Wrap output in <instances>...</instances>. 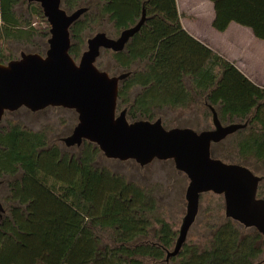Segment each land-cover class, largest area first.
<instances>
[{
    "label": "trees",
    "instance_id": "16d2710c",
    "mask_svg": "<svg viewBox=\"0 0 264 264\" xmlns=\"http://www.w3.org/2000/svg\"><path fill=\"white\" fill-rule=\"evenodd\" d=\"M21 1L28 18L18 11ZM211 1L217 30L236 22L264 40V0ZM61 4L68 13L88 8L70 28V54L76 61L88 38L105 32L104 21L120 33L135 25L145 9V23L124 49L103 51L110 54L118 75L130 74L120 83L117 111L127 109L131 122L154 121L166 110L202 106L210 116L215 109L223 125L247 123L213 143L211 155L264 177V86L189 33L177 0ZM30 17L46 26L36 27ZM47 22L38 3L0 0V62L16 59L4 47L7 42L32 45L38 37L48 42ZM96 65L111 74L103 64ZM2 122L0 187L7 188L10 205L0 215V264H264L262 235L219 215L207 223L210 236L203 244L185 243L180 254L167 261L179 230L158 213L152 188L98 165L102 152L94 143L85 141L78 154H71L47 129L10 121L3 127ZM258 197L264 198V180Z\"/></svg>",
    "mask_w": 264,
    "mask_h": 264
},
{
    "label": "water",
    "instance_id": "95a60500",
    "mask_svg": "<svg viewBox=\"0 0 264 264\" xmlns=\"http://www.w3.org/2000/svg\"><path fill=\"white\" fill-rule=\"evenodd\" d=\"M38 3L50 29L44 54L21 52L20 57L0 62V122L6 112L25 107L36 112L46 107L75 110L78 123L62 139L67 147H80L85 141L96 144L109 159L134 160L146 166L154 160H173L189 179L187 210L174 248L166 260L180 254L200 209L201 196L213 192L224 197L225 216L245 227L255 228L264 245V198L258 197L263 176L248 167L225 162L211 155L218 143L247 123L223 125L212 108L213 128L196 131L189 127H164L162 119L129 121L127 109L117 112L120 83L128 72L111 76L96 65L102 50L118 52L141 29L139 21L120 32L117 38L98 32L88 38L79 61L70 54V28L86 11L82 7L68 13L61 0H28ZM4 211L0 201V215Z\"/></svg>",
    "mask_w": 264,
    "mask_h": 264
},
{
    "label": "rangeland",
    "instance_id": "374dc122",
    "mask_svg": "<svg viewBox=\"0 0 264 264\" xmlns=\"http://www.w3.org/2000/svg\"><path fill=\"white\" fill-rule=\"evenodd\" d=\"M180 8V10H186L185 1H182L181 4L180 0ZM18 11L23 17L28 18L26 3L24 1L19 2ZM30 18L36 27L46 26L40 18ZM184 23H186V20H184ZM47 25L49 26L48 22ZM104 29L107 35L112 38H117L120 35V33L115 30L113 23L108 20L104 21ZM0 44H2L1 40ZM4 47L8 49L14 57L18 58L22 51L28 53L41 51L45 53L48 48V42L38 37L37 44L22 45L7 42L4 44ZM103 51L104 50H102L101 55L97 59V63L99 62L103 64L104 68L109 69L111 76L118 75L120 72L115 69L114 61L110 58V54H106ZM204 110L202 106L191 107L185 110H166L162 112L163 118L161 119L163 125L168 126L169 129L174 127H189L200 132L203 131L202 129L205 127H209L210 129L213 128L212 116L206 115ZM120 111L121 110H119L118 113H120ZM9 121L14 123L19 122L33 130L47 129L50 138L61 145L67 152L71 154H78L80 152L77 146L67 147L62 141L64 137L72 133L74 127L78 123V114L75 110L64 107H46L42 110L33 112L25 107H21L15 111L8 112L3 117L2 126H8ZM97 163L100 166L107 167L116 173L122 174L129 181L152 188L153 195L157 202L158 213L168 222L173 223L175 228L179 230L187 210L186 190L189 179L185 173L175 167L173 160L156 159L150 164L142 167L134 160L121 161L118 159H109L101 153L97 158ZM7 191L6 187H0V201L3 204V212H5V209L7 210L10 205V202L6 200ZM199 214L200 215H198L196 219L197 222L190 228L186 240L187 244L201 245L209 238L210 231L207 223L211 224L216 222L215 217L217 215L225 216L224 197L213 192L204 193L200 202ZM154 226L157 227L156 223ZM261 243L264 250L263 238L261 239ZM173 248L174 245L171 250ZM173 264H175V262H173Z\"/></svg>",
    "mask_w": 264,
    "mask_h": 264
},
{
    "label": "crops",
    "instance_id": "0c3cea01",
    "mask_svg": "<svg viewBox=\"0 0 264 264\" xmlns=\"http://www.w3.org/2000/svg\"><path fill=\"white\" fill-rule=\"evenodd\" d=\"M182 1L186 2V10H180V0L177 3L182 23L189 33L234 61L254 83L264 86V40L250 27L236 22L230 23L225 31L217 30L215 4L211 0H181V4Z\"/></svg>",
    "mask_w": 264,
    "mask_h": 264
},
{
    "label": "flooded vegetation",
    "instance_id": "af4514ba",
    "mask_svg": "<svg viewBox=\"0 0 264 264\" xmlns=\"http://www.w3.org/2000/svg\"><path fill=\"white\" fill-rule=\"evenodd\" d=\"M44 54V53H43ZM118 112V111H117ZM78 147V146H77ZM262 182V181H261Z\"/></svg>",
    "mask_w": 264,
    "mask_h": 264
}]
</instances>
